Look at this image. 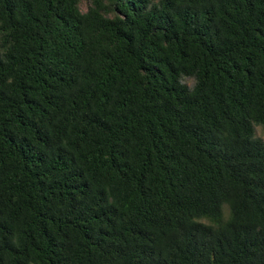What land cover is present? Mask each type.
I'll list each match as a JSON object with an SVG mask.
<instances>
[{"label":"trees","instance_id":"1","mask_svg":"<svg viewBox=\"0 0 264 264\" xmlns=\"http://www.w3.org/2000/svg\"><path fill=\"white\" fill-rule=\"evenodd\" d=\"M256 125L264 0H0V264H264Z\"/></svg>","mask_w":264,"mask_h":264},{"label":"rangeland","instance_id":"2","mask_svg":"<svg viewBox=\"0 0 264 264\" xmlns=\"http://www.w3.org/2000/svg\"><path fill=\"white\" fill-rule=\"evenodd\" d=\"M185 81L188 82L190 85H192L194 82L193 79H190V78L185 79ZM255 129H256V135L264 140V129H263V127L260 125H256Z\"/></svg>","mask_w":264,"mask_h":264}]
</instances>
